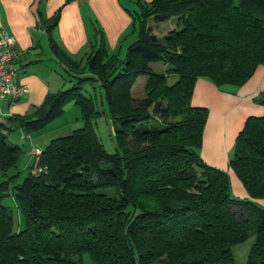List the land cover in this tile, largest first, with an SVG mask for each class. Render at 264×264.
I'll return each instance as SVG.
<instances>
[{
	"label": "trees",
	"instance_id": "16d2710c",
	"mask_svg": "<svg viewBox=\"0 0 264 264\" xmlns=\"http://www.w3.org/2000/svg\"><path fill=\"white\" fill-rule=\"evenodd\" d=\"M123 57L99 43L79 60L50 37L73 84L46 94L25 116L0 122V264H235L232 246L249 238L246 264H264V115L248 117L229 167L247 196L231 191L229 173L200 156L208 118L191 102L199 78L240 87L264 65V0H137ZM56 14L47 30L57 23ZM153 25L175 19L159 39ZM160 61L162 72L150 64ZM87 70V73L83 71ZM175 75L172 83L168 77ZM145 76L144 97H133ZM97 84L114 127V153L100 142L101 111L84 84ZM264 106V93L256 99ZM77 105L82 126L42 149L46 171L17 183L22 156L9 132L41 130ZM16 197L24 227L1 200Z\"/></svg>",
	"mask_w": 264,
	"mask_h": 264
},
{
	"label": "crops",
	"instance_id": "0c3cea01",
	"mask_svg": "<svg viewBox=\"0 0 264 264\" xmlns=\"http://www.w3.org/2000/svg\"><path fill=\"white\" fill-rule=\"evenodd\" d=\"M142 1L148 3L152 0ZM120 3L121 0H0V29L6 30L15 38V51L17 57L14 61V65L17 71L14 76V81L24 84L27 88L28 86L30 87L27 93L20 95L15 101H19L22 96L29 98L28 102H30L29 105L31 107L30 113H32L34 108L40 106L46 94L50 92L49 86L41 87L39 81H34L25 73L33 63L43 62L40 57L41 53L39 52V49L43 46V39L48 46L50 55L62 71V65L58 62L50 49V37L60 49L69 55V57L79 60L83 58L85 53L90 49L88 48V50H85L84 53L81 54V51L83 52L85 49L84 47L88 45L89 24L99 23L108 40L107 46L116 48V44L121 38L120 36L123 35L124 30H127L132 22L131 14L126 12ZM136 7L137 9L132 10L133 14L138 11V4ZM56 14L58 15L57 23L53 29L48 31L47 27L49 26V21ZM94 33L95 32L92 34L94 35ZM166 67V65H163L160 72ZM169 77L175 76L171 75ZM138 78H140V76ZM138 78L132 86L131 93L135 98H143L146 79L141 82V93L136 95L133 93V91H137L136 83H138ZM235 89L236 92L234 94H225L218 91L212 82L199 78L194 85L191 101L192 104L196 106H207L209 108L211 106L210 122L208 120L209 114L206 122L209 123V126L219 125L220 122L214 123L221 112L224 113V111H226V114H228L229 112L231 113L236 106H240L236 114V120L232 119V121H236V123L232 131L233 134L230 135V143H226L227 146L229 145L228 150H231L234 145V141L231 142L232 137L237 135L248 117L264 115V106L259 104L258 101L251 99V96L256 91L259 94L264 93V65H259L248 81ZM41 98L43 99L39 103L38 100ZM1 102L10 105L14 101L5 99ZM212 128L210 127L208 133V142H206L203 148H200L201 158L211 166L227 170V166L224 165L223 161L226 162L228 156L225 157V155H222L221 152L216 149L214 143H209V139L215 138V136L218 135V133L214 134L211 132ZM72 131L59 135L58 137L67 135ZM227 136L228 133L225 132V137L227 138ZM49 138L50 139L44 141V146L39 147L40 150H42L54 137ZM227 139L229 140V138ZM29 158L30 162L28 159L24 164L23 168L25 170H28V167L33 163L31 151ZM231 175L232 177H230V180L233 194L238 197H246V191L236 175L232 173V171ZM258 201L264 205V198Z\"/></svg>",
	"mask_w": 264,
	"mask_h": 264
},
{
	"label": "rangeland",
	"instance_id": "374dc122",
	"mask_svg": "<svg viewBox=\"0 0 264 264\" xmlns=\"http://www.w3.org/2000/svg\"><path fill=\"white\" fill-rule=\"evenodd\" d=\"M120 4H122L123 9L126 12L131 14V18H132L133 17L132 10L137 9V7H136V5L138 4L137 0H121ZM175 23H176L175 19H171V20H169V22H164V23H161L157 26H154L152 19H149V21H148V25L152 26V33L154 35H156L159 39H162L163 36L166 33H168L169 31L176 29L177 25ZM131 29H132V25L130 23L127 30H124L123 35L120 36L121 38L119 37L120 39L118 40V42L116 44V48L111 47V46L108 47L110 52L115 53V54H119L120 57L124 56L127 45L129 43H131L134 39V34L130 32ZM98 30H101L103 38H106V36L104 35L103 28L101 27V25L99 23L89 24L88 40H87L88 45H86V47H84L85 49L83 50V52L81 51V54L84 53L85 50H88V48H90L88 50V52H91L92 46L93 47L98 46L99 37H100ZM93 32H95L94 35L92 34ZM105 41L108 45L107 38L105 39ZM42 45L43 46L41 47V49H39V52L41 53L40 57L43 60V62L33 63L32 66L28 70H26L25 73H27L31 77V79H33L34 81H39V85H41V87L42 86H44V87L49 86L50 92H57V91L71 87L73 82L70 81V79L66 76V73L64 71H62L60 69V67L55 63V61L53 60L52 56L49 53L48 46L46 45V42L44 39L42 40ZM150 66H151L152 70H154L156 72H160V70L163 66V63L160 61H156V62H152L150 64ZM83 73H87V70L84 69ZM138 79H139L138 83H136L137 84V87H136L137 91H133V93L135 95L141 93V88H142L141 82L143 80H145L146 77L140 76V78H138ZM175 80H176V77H169L168 78V81L170 83L174 82ZM216 88L218 91L225 93V94L226 93L234 94L236 92V89H235L236 87H234V86L223 85V86H219ZM27 89L30 90V87L28 86ZM83 92L86 95H91L94 97L96 107L99 111H101V114L96 119V123H95V130H96L97 136H98L100 142L102 143L103 147L109 153H114L116 151L115 142H114V127H115V125H113V123L111 121V117L109 116L107 106H106V102L103 98L101 89L97 86L96 83L95 84L86 83V84H84ZM257 93L258 92L256 91L251 96V99L256 100L257 97H259V95H260L259 93L257 95ZM42 99L43 98L38 100L39 103L41 102ZM28 101H29V98L22 96V97H20L19 101L18 100L14 101L10 105H6V103L1 102L0 103V121L5 119L6 117L12 116V115L13 116H25V115L29 114L31 112V107L29 105L30 102H28ZM191 101H192V98H191ZM205 107H207V106H205ZM207 109H208V114H209L208 120L210 122V116H211L212 108L210 106V108L207 107ZM239 109H240V106H238V107L236 106V108L233 109L231 111V113L229 112L228 114H226V111H224V113L221 112L220 115L218 116L216 122L214 123V124H216L217 122H220L219 125H217V126L216 125H214V126L210 125L209 126V123H206L204 131H203V136H202L201 148H203L206 145V142H208V138H209L208 133L210 131V127L211 128L213 127L211 129V132H213L214 134L218 133V135H216L215 138L209 139L210 140L209 143L210 144L214 143L216 149L218 151H220L222 155H225V157L228 156V160L226 162L225 161H223V162H224V165L227 166V170H225V171H227L229 173L230 177H232V175H231V168L229 167L228 162H229L230 157H232L233 153H232V149L228 150L229 145L227 146L226 143L227 144L230 143V135L233 134L232 131H233L234 125L236 123V121H232V119L236 120V114H237V111H239ZM81 126H82V119H81V112H80L79 107L77 105H75L73 102H68L64 107V112L62 113V115L57 117L56 119H54L50 123H48L41 130L30 132L28 134L23 132L20 128H16V129H13L12 131H10L9 136H8L9 140L13 143L20 145L22 148V151H23L18 166L14 169H11L12 173L19 172L17 183L21 182L22 179L29 172L31 175L35 176V175H39L42 172L46 171V166L40 164V157L38 158V161L36 162V164H35L34 159H33V163L31 164L30 167H28L29 168L28 170H25L23 168L25 162L28 159L30 162L29 156H30V151H31L33 145H34L33 147L35 149H39V147L44 146V141L50 139L49 137H54V138L58 137L59 135L66 134L67 132L72 131V130H74L78 127H81ZM225 132L228 133L227 138H229V140L225 137ZM236 136L234 135L232 137L231 142L235 141ZM200 153H201V151H200ZM37 168H40L41 171L40 172L36 171ZM230 182H231V180H230ZM239 188H240V186H239ZM231 191H232V185H231ZM1 202H2V204L7 206L8 208H10V210L13 214L14 230L17 231L19 229H22L24 227V219H23V216L18 209V204H17L15 195L13 193H9L8 195H6L2 198ZM252 242H253V238H249L248 240H246L242 243H239V244L232 246V253H233V256L235 259V264H246L247 253H248V250H249ZM81 264H94V263L91 261V259L89 258V256L87 254H84L81 257Z\"/></svg>",
	"mask_w": 264,
	"mask_h": 264
},
{
	"label": "built area",
	"instance_id": "2783aa9c",
	"mask_svg": "<svg viewBox=\"0 0 264 264\" xmlns=\"http://www.w3.org/2000/svg\"><path fill=\"white\" fill-rule=\"evenodd\" d=\"M16 57L14 36L10 35L6 30L0 29V102L5 99L15 101L20 95L28 91L24 84L14 81L17 71L14 65ZM41 151L32 147L31 155L35 164L40 157ZM36 171L40 172L41 169L37 168Z\"/></svg>",
	"mask_w": 264,
	"mask_h": 264
}]
</instances>
